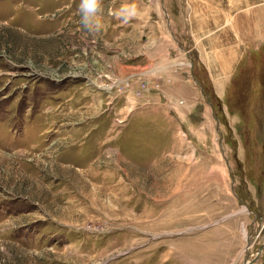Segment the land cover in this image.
I'll use <instances>...</instances> for the list:
<instances>
[{
  "label": "rangeland",
  "instance_id": "1",
  "mask_svg": "<svg viewBox=\"0 0 264 264\" xmlns=\"http://www.w3.org/2000/svg\"><path fill=\"white\" fill-rule=\"evenodd\" d=\"M175 1L151 14L194 87L186 118L139 109L148 82L120 79L122 40L0 30V264H264V47L231 67L217 99L203 14L223 32L241 3Z\"/></svg>",
  "mask_w": 264,
  "mask_h": 264
},
{
  "label": "crops",
  "instance_id": "2",
  "mask_svg": "<svg viewBox=\"0 0 264 264\" xmlns=\"http://www.w3.org/2000/svg\"><path fill=\"white\" fill-rule=\"evenodd\" d=\"M159 1L166 6L177 3L175 0H127L126 6L131 8L130 13L128 11L129 14L126 13V16L122 14L118 16L115 0H101L97 29L95 24L86 27L82 23L79 11L81 0H0V30L18 28L28 34L35 33L44 39L56 37L55 39L60 40L61 34L71 31L69 37L72 41L78 38L84 42L92 40L116 43L122 40L124 43L122 42L120 46L129 48L132 53H127L129 57L124 65L125 74H119L120 79L134 76L135 81L150 83L151 89L147 90L146 99L137 100L139 109L146 114V107L155 105L160 109L169 111L172 109L178 116L186 118L188 117L186 112L197 98L193 85L178 72L179 64L171 58L167 46V43H170L169 35L163 34V31L157 33V25L154 23L156 15L151 13L159 5ZM181 1L178 0V4ZM236 2L241 4L237 9L231 6L227 13L237 10L242 11L244 15L233 17L223 32L210 29L215 26L217 19L211 14L204 16L203 7L198 6L192 10V21L201 19L203 14V27L208 29L203 31L200 37L204 48V57H201V61L209 68V73L216 84L217 99L222 97L224 84L232 71L231 67L237 68L242 64L248 49L264 47L263 3L261 0ZM190 3L196 4L192 1ZM198 4H203L202 0ZM255 6L259 10L252 11ZM17 10L20 11L19 14ZM167 18L171 22L180 19L178 16L176 18L174 12L173 16L168 13ZM121 25L126 27L123 28ZM163 46L168 51L162 52ZM111 71L117 73L113 69ZM166 111L163 112L166 117L174 114ZM165 115L162 114V117Z\"/></svg>",
  "mask_w": 264,
  "mask_h": 264
},
{
  "label": "clouds",
  "instance_id": "3",
  "mask_svg": "<svg viewBox=\"0 0 264 264\" xmlns=\"http://www.w3.org/2000/svg\"><path fill=\"white\" fill-rule=\"evenodd\" d=\"M101 0H81L79 11L81 13L82 23L89 27L95 24L99 28L98 14L101 11Z\"/></svg>",
  "mask_w": 264,
  "mask_h": 264
},
{
  "label": "built area",
  "instance_id": "4",
  "mask_svg": "<svg viewBox=\"0 0 264 264\" xmlns=\"http://www.w3.org/2000/svg\"><path fill=\"white\" fill-rule=\"evenodd\" d=\"M107 78V77H105ZM109 80L111 81L108 85L110 90H117L118 92H120V94L126 93L128 91V89L132 88V83L130 82L131 80H127V81H123V80H119V79H113L108 77ZM148 83L147 84H140L139 87L135 90V94L138 97H141L143 95L144 92L147 91L148 89Z\"/></svg>",
  "mask_w": 264,
  "mask_h": 264
},
{
  "label": "trees",
  "instance_id": "5",
  "mask_svg": "<svg viewBox=\"0 0 264 264\" xmlns=\"http://www.w3.org/2000/svg\"><path fill=\"white\" fill-rule=\"evenodd\" d=\"M210 97H211V95L210 94H208Z\"/></svg>",
  "mask_w": 264,
  "mask_h": 264
},
{
  "label": "water",
  "instance_id": "6",
  "mask_svg": "<svg viewBox=\"0 0 264 264\" xmlns=\"http://www.w3.org/2000/svg\"><path fill=\"white\" fill-rule=\"evenodd\" d=\"M247 264H250V263L247 262Z\"/></svg>",
  "mask_w": 264,
  "mask_h": 264
},
{
  "label": "bare ground",
  "instance_id": "7",
  "mask_svg": "<svg viewBox=\"0 0 264 264\" xmlns=\"http://www.w3.org/2000/svg\"><path fill=\"white\" fill-rule=\"evenodd\" d=\"M251 10V9H250Z\"/></svg>",
  "mask_w": 264,
  "mask_h": 264
}]
</instances>
